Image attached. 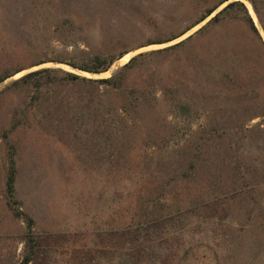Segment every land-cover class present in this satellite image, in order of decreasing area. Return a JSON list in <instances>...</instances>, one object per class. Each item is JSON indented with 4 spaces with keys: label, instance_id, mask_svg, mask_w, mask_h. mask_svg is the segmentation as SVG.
Listing matches in <instances>:
<instances>
[{
    "label": "rangeland",
    "instance_id": "374dc122",
    "mask_svg": "<svg viewBox=\"0 0 264 264\" xmlns=\"http://www.w3.org/2000/svg\"><path fill=\"white\" fill-rule=\"evenodd\" d=\"M234 1L249 17L236 6L208 24ZM192 5L0 0V58L24 69L0 84V264H21L27 236L29 264H264V32L247 0L105 74L54 61L79 62L139 14H161L145 40L178 34ZM132 58L91 107L87 85L54 84ZM42 69L56 72L12 85Z\"/></svg>",
    "mask_w": 264,
    "mask_h": 264
},
{
    "label": "trees",
    "instance_id": "16d2710c",
    "mask_svg": "<svg viewBox=\"0 0 264 264\" xmlns=\"http://www.w3.org/2000/svg\"><path fill=\"white\" fill-rule=\"evenodd\" d=\"M173 2H193L194 5L191 7L193 9L196 8V10L201 9V13H199V17L196 18L193 22H191L184 30H182L178 34H172L170 36H166L164 38H158L156 42L154 40H145L148 34L146 33V30L151 28L155 29L157 27V19L161 15L159 11H153L152 14L146 13V14H139L140 19L135 20V18L132 19V21H128L129 23H121L119 26L112 28L109 30L105 36H103L102 40L100 41L99 48L95 51L89 52L85 54L84 59H80L79 62H70L65 60H54L56 63L65 64L69 67H71L74 70L90 73V74H96L101 75L105 74L109 67L115 62L120 60L124 55L127 56L129 52L147 47L151 44H164L169 43L173 40H176L177 38H180L183 36L186 32L191 30L192 28L196 27L200 23L204 22L207 18H209L220 6L223 4L231 1V0H170ZM250 4L258 23L260 24L263 32H264V21L261 18V12L258 8V4L254 0H247ZM236 6H240L245 11L246 15L248 16V12L245 8V6L240 1H234L230 2L225 6L220 12H218L216 15H214L213 18L210 19L208 24L216 22L219 19V16L225 13L227 10L232 9ZM170 16L169 14H165ZM166 16V17H168ZM249 17V16H248ZM250 23L252 25V28H254L251 19ZM150 29V30H151ZM258 35V34H257ZM154 41V42H152ZM99 43V42H98ZM179 45V44H177ZM174 45V46H177ZM173 47V46H172ZM170 49V48H169ZM3 50H5L3 48ZM166 50V49H164ZM162 50V51H164ZM6 51V50H5ZM84 54V53H83ZM127 54V55H126ZM124 56V57H125ZM123 57V58H124ZM122 58V59H123ZM7 59H10L7 57ZM121 59V60H122ZM135 61V58H132L127 64H125L120 71L113 75L110 78L107 79H87L72 73L63 72L61 70H57L58 72L62 73L64 76L60 79H54L56 82L54 84H67L69 87L74 86H88L87 88V95L86 97H82V101L85 104V107H91L94 103V99H96L97 96L94 95L95 92L99 90V88L103 85L105 87H108L112 90H118L120 89L121 80L124 76V73L130 68L131 64ZM46 62H36L32 64L30 67H36L41 64H44ZM23 68H17L14 70H8L6 66L2 63V60L0 58V84L5 82L11 77H14L15 75L22 72ZM56 70L51 69H42L37 70L35 72H30L22 77H20L18 80H15L12 82V85H16L18 83H24L27 84L28 81L32 80L34 77L39 76L41 74H49V73H55ZM89 109V108H88ZM14 168L11 167L9 171V175L7 178V189L10 193H12L13 190V183H14ZM29 223L30 220H29ZM30 225V224H29ZM31 226V225H30ZM30 228V227H29ZM34 238L32 236H27L26 238V245H25V254L23 255L21 264H29L32 262L33 257L35 255L34 252ZM27 249V250H26Z\"/></svg>",
    "mask_w": 264,
    "mask_h": 264
},
{
    "label": "water",
    "instance_id": "95a60500",
    "mask_svg": "<svg viewBox=\"0 0 264 264\" xmlns=\"http://www.w3.org/2000/svg\"><path fill=\"white\" fill-rule=\"evenodd\" d=\"M87 74H90V73H87ZM91 75H94V74H91ZM98 75H99V74H98ZM98 75H97V76H98Z\"/></svg>",
    "mask_w": 264,
    "mask_h": 264
},
{
    "label": "bare ground",
    "instance_id": "6f19581e",
    "mask_svg": "<svg viewBox=\"0 0 264 264\" xmlns=\"http://www.w3.org/2000/svg\"><path fill=\"white\" fill-rule=\"evenodd\" d=\"M127 58H128V57H127ZM127 58H126V59H127ZM124 60H125V59H124Z\"/></svg>",
    "mask_w": 264,
    "mask_h": 264
}]
</instances>
